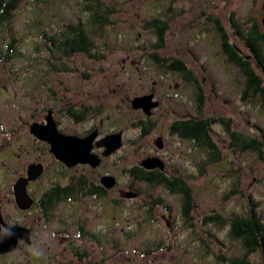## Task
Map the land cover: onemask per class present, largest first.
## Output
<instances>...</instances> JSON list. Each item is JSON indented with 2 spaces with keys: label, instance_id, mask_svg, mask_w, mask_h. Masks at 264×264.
Listing matches in <instances>:
<instances>
[{
  "label": "rangeland",
  "instance_id": "obj_1",
  "mask_svg": "<svg viewBox=\"0 0 264 264\" xmlns=\"http://www.w3.org/2000/svg\"><path fill=\"white\" fill-rule=\"evenodd\" d=\"M100 1L110 10L101 17L88 10L90 0H21L11 20L0 22V143L14 146L7 155L0 153V164L5 157V165L14 169L38 157L49 166L41 178L43 191L51 186L58 167L50 165L48 148L35 149L39 143L32 141L28 124L48 105L89 104L88 120L65 130L76 132L98 123L102 131L122 130L123 139L99 166L87 162V168H59L62 184L79 175L94 181L112 174L118 187L107 194L77 193L47 209L32 207L28 213L13 200L1 205L8 219L30 218L35 228L29 249L38 259L23 256L21 247L12 259L20 264H240L245 248L230 234L228 221L220 225L207 217L218 213L229 220L253 209L264 223V99L247 90L246 76L228 57L215 20L227 30L229 42L256 61L245 37L236 31L245 35L256 25L264 32V0ZM156 19L167 24L160 47L158 28L151 24ZM69 27L88 32L92 55L62 54L53 38L59 40V33ZM261 50L264 56V43ZM175 59L199 81L201 108L194 83L157 62ZM253 67L264 88V69L256 62ZM151 89L163 104L153 109L154 127L144 134L140 125L146 114L132 107L131 100ZM169 98L177 110L185 107L166 113ZM185 108L187 113L181 116L178 112ZM190 115L229 120L230 129L262 142V154L232 146L226 123H215L210 133L220 155L212 161L207 148L169 131L172 118ZM159 134L168 142L162 153L167 171L192 189L190 221L182 213L180 194L136 181L126 172L151 153ZM128 190L139 195L125 196ZM243 259L264 264L261 249Z\"/></svg>",
  "mask_w": 264,
  "mask_h": 264
},
{
  "label": "trees",
  "instance_id": "obj_2",
  "mask_svg": "<svg viewBox=\"0 0 264 264\" xmlns=\"http://www.w3.org/2000/svg\"><path fill=\"white\" fill-rule=\"evenodd\" d=\"M20 1L21 0H2L0 2V22L11 20L14 14V10L18 7ZM90 2L91 6L88 7V10L91 11L93 16L97 15L98 17H101L102 12L110 11L108 8L102 7V3L100 0H90ZM215 21L218 25L220 35L223 39L222 43L225 51L228 54V57L233 60L231 62H234L242 68L246 76L247 90L254 92V94L256 95H263L262 98L264 99V88L262 86V80L253 67L254 62H256L264 69V56L261 50V43H264V32L258 30L256 25L249 27L245 35L241 34L242 32L240 33L239 30L236 31L239 36L241 35L245 37L244 40L247 44V47L253 54V57L256 59V61H251V57L249 58L246 55L241 54L237 47L229 42V34L227 30L222 26V24H220V20L216 19ZM151 24L152 26L158 28V44H156V47H160L163 45V41L165 39V30L167 28V24L163 21L161 22L159 19L153 20ZM69 28L70 29L66 32H63V34L59 33V35L61 34V38L59 40H54L53 38V42L55 44L58 43L60 51L63 52L62 54L70 56L77 52H86L89 55H92L93 53H91V48L94 44L90 39L88 32L81 27ZM152 56L157 55L152 53ZM157 62L159 63V65L165 66L170 71L179 72L188 81H192L194 83L197 88L196 94L198 95L197 105L198 107L200 106L199 108H201L204 98L202 94V87L199 84V81L193 76L192 71L186 66V64L179 59ZM149 122L150 121L142 122V133L147 134L148 130L154 127V124ZM215 123H226L227 132L233 141L231 143L232 146L234 143L239 148V150L255 149L259 154H262L263 147H261L262 142L260 140L256 138H249L235 130L230 129V121H227V119H224L222 117H186L175 121L173 128L171 127V132L176 133L182 139L193 141L197 146L207 148L209 152V158L214 161L217 160L220 155L218 146L214 142L213 137L210 133V128ZM126 172L130 175L131 178L136 181L139 180L141 182L153 185L162 184L166 186V188H168L171 193L180 194L182 200V213L184 214L187 221H190L192 219V189L182 177L170 176L167 175L163 170H158L155 168L148 169L143 167L141 164L129 167ZM76 190L77 189L74 188L73 191H62L61 193L58 192L57 189H51L49 192H47L50 197V201L47 204H43L45 205L44 209L51 207L55 204L56 201L60 202L63 199L74 197L77 194ZM55 191H57V195H54ZM128 191L136 193V191L133 190ZM64 192L66 195L64 198H61ZM207 218L217 221L220 225H223L228 221L231 228L230 234L232 236H235L237 239H240L245 248V254L243 256L246 257L248 254H250L251 251H254L256 249H261L262 254L264 255V223L261 221L260 216L257 215V212H255L253 209H250L248 211V214L245 216H239L235 214L229 220L222 217L218 213L208 215ZM243 258L242 260H240V264H249Z\"/></svg>",
  "mask_w": 264,
  "mask_h": 264
},
{
  "label": "flooded vegetation",
  "instance_id": "obj_3",
  "mask_svg": "<svg viewBox=\"0 0 264 264\" xmlns=\"http://www.w3.org/2000/svg\"><path fill=\"white\" fill-rule=\"evenodd\" d=\"M50 90H51L52 94H55V90L52 87ZM150 91H151L150 93L153 94L152 100L157 101L158 104L156 107L151 109L150 114L145 113L146 117H144V120H141V124H142V122H147V121H150L149 123L155 124L154 120L152 119V116L154 115L153 113H155V112H153V109L156 108V110H158L163 104V101L161 100V98L160 97L158 98L156 96V92H155L156 90L151 89ZM150 93H148V94H150ZM197 97H198V95H197ZM169 99L171 100V103L167 106L166 113L177 112V111H180L181 108L185 107V106H180V109L177 110L175 100L173 98H169ZM197 103H198V101H197ZM41 109H42V113L39 111L37 114L34 115L32 122L28 123L29 124V130L31 133V138L35 144H36V142L39 143V145L36 144L37 145L35 147L36 150L40 149V151H43V146L48 148L49 155L53 159V161L50 165L52 166L53 163H55L58 167V172L55 173L54 181L51 183V186L48 189L43 191V183H42L41 178L43 177V175H45V171H46L47 167H49L48 164H46V163L44 164V162L41 161L37 157L34 160H32V162L30 164H25V165H22L20 167L14 168V169H10V167L5 165L6 164L5 157L1 160L2 162L0 164V230L2 232H7L11 228V226L17 225V226L22 227V229L20 231H23V233H24V230H26L25 232L27 233V238H21V239L19 238L17 240V244L14 248L9 249V250H5V251H0V264H13V261H15V264H20L19 259H17V260L12 259L13 257H15L14 252L17 250L18 247H21V251L23 253V256L25 254V256L29 260L30 259L34 260L37 256V254L32 253L29 249L32 246L33 241H34V230H35V228H34V225L31 224L32 219L28 218L27 220L25 219L22 221H11L10 219L7 218V215L3 213L2 208H1L2 204L7 203V202L10 203L13 200V203H15V205L20 210H22L25 213H28V212H30L32 207H35V206H40V207L44 208L45 205H43V204H47L50 201V197L47 194V192H49L51 189L52 190L57 189L58 192L62 193V191H69V190L73 191V189L76 188L77 189L76 192L79 194L88 195V193H89V194H94V195H98V196L107 194V191L109 189H111V188H107L101 181L102 177L104 175H106L107 173H104L99 178L96 177V179L94 181H92L86 175H79V177H77L76 180H73L70 178L69 181L62 184L58 178L59 168H61L64 171H66V170H77L81 167L87 168L88 167L87 162L86 163L85 162H82V163L78 162L77 164H74L72 166L66 165L64 163V161L57 158L55 156V154L50 151V144L47 140L40 138L39 136L35 135L31 131V124L36 122L38 124L44 125V124L48 123V117H50L55 122L57 130L59 132L65 134V135H74V136H79V137H85V136L89 135L92 131H96L97 135L94 138L93 147L91 148L90 152L95 153L98 156H101V161H100L99 165L104 163V161H105L104 157L110 156L111 154L107 155V156L102 155V153L104 151V147L103 146H97L96 141H98L99 139H101L105 135H107L109 133L117 132L118 130H116V131L111 130L108 132L102 131V129L98 127V123H91L88 127L79 128V131H76V132L65 130L67 128V126H70V127L76 126L77 124L85 123L86 120H88L87 117H88V111L90 110V105L86 104V103H78V104L76 102H74L73 104L68 103V104H65L62 108H59V107L56 108L55 105H48V106L43 107ZM45 112H46V115H44ZM178 113L181 116L185 115L187 113L186 108L182 112H178ZM188 117H194L195 118L198 116L197 115H190ZM183 118L177 117V116L172 118V120L169 123V131H171V127L173 128L175 121L183 119ZM158 139H161V141H162L161 147H159L156 144V141ZM153 143H154V149L152 148L151 153H148V155H146L145 157L151 156V157H156V158L160 159L163 162L164 167L160 168L157 166V167H155V169L163 170L167 175L176 176V175L170 174L166 169L167 168V160H166V157L164 155H162V153L165 151L168 142H167L166 138L164 137V135L159 134L156 137H154ZM13 148H14V146L11 147L9 145V143H7V144H5L4 142L0 143V153H2L3 151H6L5 155H7L9 153V150H11ZM21 150L25 151L26 149L24 148ZM17 154L19 155V153H17ZM141 161L139 164H141ZM34 163H41L43 166V170L38 176L30 178L27 180L25 191H26L27 196L29 198L33 199V202L30 204V206L28 208L23 209V208L18 206L17 201H16L15 184L17 183L18 179H20V178H24V177L28 178L29 166L31 164H34ZM110 175H112V174H110ZM176 177H178V176H176ZM117 184H118V182L115 183L114 187H118ZM159 186L166 187L162 184ZM112 188H113V186H112ZM5 189L7 190V192L1 193V190H5ZM57 191H55L54 195H57ZM136 193H137V195H139V191H137ZM65 195L66 194L64 192L62 194L61 198H64ZM12 197H13V199H12ZM55 203H57V201ZM36 259H38V258H36Z\"/></svg>",
  "mask_w": 264,
  "mask_h": 264
},
{
  "label": "water",
  "instance_id": "obj_4",
  "mask_svg": "<svg viewBox=\"0 0 264 264\" xmlns=\"http://www.w3.org/2000/svg\"><path fill=\"white\" fill-rule=\"evenodd\" d=\"M264 9V4H263ZM264 21V20H263ZM153 94H145L140 96H135L131 100L132 107L141 108L146 114L151 113V109L157 106V101H153L151 98ZM48 117V123L41 125L38 123L31 124V131L47 140L50 144V151L55 154L57 158L64 161L68 166L77 164L78 162H88L92 166H98L101 161V156L90 152L93 147L94 138L97 135L96 131H92L89 135L85 137H79L74 135H65L59 132L56 128L55 122ZM122 130L117 132L109 133L96 141L97 146H103L104 151L102 155L107 156L112 154L122 145ZM156 144L161 147L162 141L158 139ZM141 165L145 168L152 169L155 167L163 168V162L156 158L147 156L141 161ZM43 170L41 163H34L29 166L28 178H20L15 184V194L16 201L19 207L25 209L30 206L33 202L32 198H29L26 194V182L28 179L38 176ZM102 183L107 187L111 188L116 183V178L113 175L106 174L101 179ZM127 196H135V192H127ZM22 227L11 226L7 232H2L0 230V251H5L12 249L16 246L17 240L20 238H27L26 230L20 231Z\"/></svg>",
  "mask_w": 264,
  "mask_h": 264
}]
</instances>
